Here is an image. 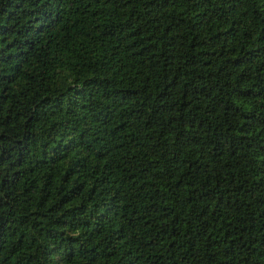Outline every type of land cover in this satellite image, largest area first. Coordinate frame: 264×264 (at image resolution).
I'll list each match as a JSON object with an SVG mask.
<instances>
[{
    "label": "trees",
    "instance_id": "1",
    "mask_svg": "<svg viewBox=\"0 0 264 264\" xmlns=\"http://www.w3.org/2000/svg\"><path fill=\"white\" fill-rule=\"evenodd\" d=\"M0 264H264V0H0Z\"/></svg>",
    "mask_w": 264,
    "mask_h": 264
}]
</instances>
